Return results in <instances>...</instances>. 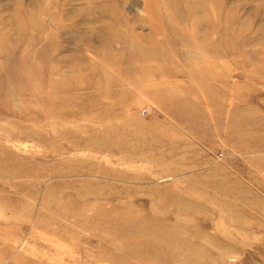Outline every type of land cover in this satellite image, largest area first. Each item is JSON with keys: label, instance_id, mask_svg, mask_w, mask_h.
I'll list each match as a JSON object with an SVG mask.
<instances>
[{"label": "rangeland", "instance_id": "1", "mask_svg": "<svg viewBox=\"0 0 264 264\" xmlns=\"http://www.w3.org/2000/svg\"><path fill=\"white\" fill-rule=\"evenodd\" d=\"M0 264H264V0H0Z\"/></svg>", "mask_w": 264, "mask_h": 264}]
</instances>
